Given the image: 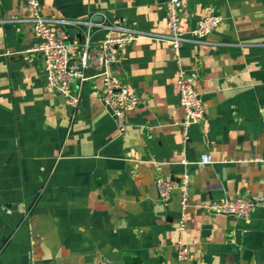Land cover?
Segmentation results:
<instances>
[{
	"label": "crops",
	"instance_id": "obj_1",
	"mask_svg": "<svg viewBox=\"0 0 264 264\" xmlns=\"http://www.w3.org/2000/svg\"><path fill=\"white\" fill-rule=\"evenodd\" d=\"M180 1L189 12L179 22L184 33L220 17L204 44L179 49L204 108L185 153L169 44L132 42L108 68L145 101L126 115L121 135L100 101L97 72L73 83L79 104L67 105L46 87L30 23L10 22L30 17L24 0H0V264H176L180 193L163 204L154 182L177 180L182 159L190 163L186 264H264V168L249 161L264 157V0ZM38 2L48 18L104 14L168 34L158 0ZM203 154L213 163L198 164ZM249 197L262 202L246 220L195 207Z\"/></svg>",
	"mask_w": 264,
	"mask_h": 264
},
{
	"label": "built area",
	"instance_id": "obj_2",
	"mask_svg": "<svg viewBox=\"0 0 264 264\" xmlns=\"http://www.w3.org/2000/svg\"><path fill=\"white\" fill-rule=\"evenodd\" d=\"M30 11L27 20H12L10 22H28L36 39L32 51L38 52L44 60V76L46 87L59 94L64 102L76 108L79 104V93L73 88L74 82H84L87 69H94L96 77L101 78L102 92L100 101L109 111L115 121L119 134L126 133L128 124L126 115L144 106L145 101L137 93L131 91L128 85L118 77L109 74L108 68L119 60L128 44L138 40H154L166 42L173 50L177 66V88L179 105L183 117L177 125L181 129V151H187L189 128L199 125L204 120L202 100L194 88V77L187 75L180 65L179 49L184 44L201 45L216 29L220 22L219 16H207L200 19L194 28L184 33L179 29L180 19L188 16L187 7L180 0H169L164 3L168 34L161 36L137 30L128 26L122 18L109 19L104 14L90 16L87 19L70 20L65 18L44 17L39 11L38 0H24ZM4 22V21H3ZM73 29L79 34L70 38L68 31ZM104 32L105 37L97 44L92 41L96 32ZM115 33V35H111ZM71 51L73 53L71 54ZM151 138L148 134L147 139ZM261 163L264 168V157L249 160ZM209 155L199 157L198 164H212ZM182 170L177 183L157 178L154 187L158 200L167 203L171 192L176 188L180 193V215L177 221L176 264H186L189 258V248L183 242L182 235L186 226V210L189 199L190 163L186 159L179 162ZM264 181V179H263ZM262 202L260 197L236 198L235 200L210 201L198 203L196 208L209 215L234 216L248 219L254 209ZM96 264H108L106 259H100Z\"/></svg>",
	"mask_w": 264,
	"mask_h": 264
},
{
	"label": "water",
	"instance_id": "obj_3",
	"mask_svg": "<svg viewBox=\"0 0 264 264\" xmlns=\"http://www.w3.org/2000/svg\"><path fill=\"white\" fill-rule=\"evenodd\" d=\"M168 1H169V0H158V2H159V3H162V4H164V3L168 2ZM74 34H76L77 38H79V34H77L75 30L70 29V30L68 31V35H69L70 38H73V35H74ZM170 180H171V181H175V182L177 183V180H175L173 176L170 178Z\"/></svg>",
	"mask_w": 264,
	"mask_h": 264
}]
</instances>
